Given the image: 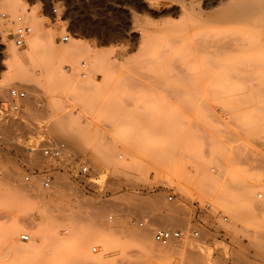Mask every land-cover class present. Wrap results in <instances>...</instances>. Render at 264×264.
Here are the masks:
<instances>
[{"label": "rangeland", "instance_id": "1", "mask_svg": "<svg viewBox=\"0 0 264 264\" xmlns=\"http://www.w3.org/2000/svg\"><path fill=\"white\" fill-rule=\"evenodd\" d=\"M229 1L0 0V102L27 92L0 125V264H155L160 226L185 232L164 264H264V12ZM2 13L32 26L24 47Z\"/></svg>", "mask_w": 264, "mask_h": 264}, {"label": "built area", "instance_id": "2", "mask_svg": "<svg viewBox=\"0 0 264 264\" xmlns=\"http://www.w3.org/2000/svg\"><path fill=\"white\" fill-rule=\"evenodd\" d=\"M57 9L53 8V13H56ZM2 17L4 20L11 21L14 25L10 34L12 35V40L17 47H24L26 45V40L28 36L32 33L33 28L32 26L25 21L23 16L19 15L16 16L14 19H11L5 14L2 13ZM70 39L69 35H65L62 37V41L68 42ZM85 63H83V66ZM85 76V74H83ZM27 97V92L23 89L19 88H10L9 89V96L6 100L0 102V125L9 121L12 118L16 119V114L20 111L21 108V101H23ZM37 148H39L41 154L50 159V160H66L67 157L70 156L71 163L77 162L79 164L77 170L75 166L72 167V171L75 172V177L79 179L86 180L90 174V166L87 163L81 162L80 158H77L76 155L70 152V149L65 142H57L55 140H42L38 143L36 147L29 146L28 151L33 152ZM69 165V164H68ZM65 166V165H63ZM25 180H30V176L27 175ZM41 185L43 188L48 189L52 187L53 178L51 176H44L41 179ZM262 197V195H259ZM174 196L170 195L169 200H173ZM206 208L210 209L211 204H206ZM228 218L227 216L223 217V220L226 221ZM144 222H140L142 226ZM193 235L195 237L199 236V231H193ZM185 238V232L178 228H166V227H156L153 233V239L162 246L167 245H178L180 244ZM22 241H29L30 235L29 234H21ZM96 247H93V251H96ZM170 264H181L178 259H174Z\"/></svg>", "mask_w": 264, "mask_h": 264}, {"label": "bare ground", "instance_id": "3", "mask_svg": "<svg viewBox=\"0 0 264 264\" xmlns=\"http://www.w3.org/2000/svg\"><path fill=\"white\" fill-rule=\"evenodd\" d=\"M7 3H8V8H10V10L12 11V12H14V11H21V8L16 4V3H14V2H8L7 1ZM226 7V11L223 13V15L225 16V17H228V18H230V19H239V18H242V17H245V18H249L250 16H252L254 13H256V12H264V0H234V1H229V3H225L224 4ZM195 19V18H194ZM193 20V19H192ZM188 21H191V19H189ZM4 23V22H3ZM192 23H193V21H192ZM1 24H2V21H1ZM187 28V31L189 32V31H191V25H188V27H186ZM195 31V30H194ZM37 37L38 36H36V38H35V35H34V38H35V40H33V41H31V43L33 44L34 42H36L37 40ZM193 37H194V35L192 36V38H191V40L193 39ZM227 37H229V36H227ZM186 38V37H185ZM189 40L190 39H188V42H189ZM217 40H219V39H217ZM220 40H222V39H220ZM232 40H235V39H232ZM195 41V40H194ZM228 41V40H227ZM187 42V41H186ZM218 42H221V41H218ZM235 42V41H234ZM242 41H240V42H238V43H241ZM191 43H195V44H198V43H196V41L195 42H193V41H191ZM191 43H190V45H191ZM215 43V42H214ZM225 44L227 43V42H224ZM228 44V43H227ZM230 44V43H229ZM237 44V43H236ZM242 44V43H241ZM240 44V45H241ZM190 45H189V47H190ZM231 45V44H230ZM192 47H194L193 45H191ZM196 46H199V45H196ZM196 46L194 47V48H192L191 50H192V52H197L196 50L198 49V48H196ZM223 46V44L220 46V47H222ZM225 46H228V45H225ZM232 46V45H231ZM224 47V46H223ZM233 47V46H232ZM196 48V49H195ZM217 48H219V46H217ZM217 48H215V49H217ZM195 49V50H194ZM236 49H238V47L236 48ZM235 49V50H236ZM199 50V49H198ZM229 51H231V50H229ZM191 52V54L192 55H194V53H192ZM211 52H215V51H212L211 50ZM210 52V53H211ZM216 52H218V51H216ZM198 53V52H197ZM211 54H213V53H211ZM199 55H200V53H199ZM198 56V55H197ZM200 56H202V55H200ZM192 57V56H191ZM197 58V57H196ZM200 58V57H199ZM201 59V58H200ZM197 60H199V59H197ZM201 61V60H200ZM199 69V68H198ZM201 72H203V68H201ZM11 75L12 74H9L8 76H7V78H6V80H7V82L8 81H10V79H12L11 78ZM204 76V75H203ZM201 77V76H200ZM206 79V78H205ZM199 80H201V79H199ZM199 80H198V82H199ZM203 80V79H202ZM206 81V80H205ZM205 87V86H204ZM32 100V99H31ZM53 185V184H52ZM20 187H22L21 185H20ZM247 188V187H246ZM23 190V189H22ZM34 189L33 188H30V189H28V192H31V191H33ZM27 191V190H26ZM247 189H243L242 188V193H241V195L242 196H246V194H247ZM140 207H142V206H140ZM163 218V217H162ZM169 219V218H168ZM168 219H166V221H164V222H168ZM172 219V218H171ZM149 230H150V228H144L143 230H142V232L141 233H138L137 234V237H138V239H139V242H140V244L141 245H143V246H147V247H149L148 245V243L146 242V239L148 238V234H149ZM23 242H26V243H28V241H23ZM188 244V243H187ZM181 245V244H180ZM169 246H176V248L174 247H172V248H169L170 249V251H173L174 253H179L180 251H185V245H184V247H177V245H167L166 247H169ZM165 247V248H166ZM151 248H153V247H151ZM164 248V247H163ZM163 248L161 249V250H163ZM164 248V249H165ZM168 249V250H169ZM172 249V250H171ZM168 250H164V252L162 251V252H157L158 253V257H157V259H156V263L155 264H164V258H165V256H166V253L168 252ZM33 251H34V246H32L30 243L29 244H27L26 245V247L24 248V249H22V252L24 253L23 255H30V254H32L33 253ZM188 250H187V248H186V252H187ZM189 252V251H188ZM169 253V252H168Z\"/></svg>", "mask_w": 264, "mask_h": 264}]
</instances>
